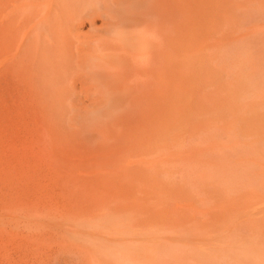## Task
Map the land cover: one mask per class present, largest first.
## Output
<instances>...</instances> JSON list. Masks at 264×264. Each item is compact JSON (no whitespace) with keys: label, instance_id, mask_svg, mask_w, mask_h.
<instances>
[{"label":"rangeland","instance_id":"obj_1","mask_svg":"<svg viewBox=\"0 0 264 264\" xmlns=\"http://www.w3.org/2000/svg\"><path fill=\"white\" fill-rule=\"evenodd\" d=\"M158 1L0 0V264H264V0H162L159 90Z\"/></svg>","mask_w":264,"mask_h":264},{"label":"bare ground","instance_id":"obj_2","mask_svg":"<svg viewBox=\"0 0 264 264\" xmlns=\"http://www.w3.org/2000/svg\"><path fill=\"white\" fill-rule=\"evenodd\" d=\"M162 4H163V1L162 0H159L158 1V3H157V5L154 7V9H156V10H154L153 8V10L154 11H156V15L159 17V21H157V28H159V31H160V34H158V36H160V46H157V47H160L155 53L154 52H152V51H147V50H145V51H147V55L149 56V58H151L152 59V62H153V64H154V71H153V73L152 74H150L149 76H150V78H149V83L150 84H148L151 88H154V89H160V88H162V87H164V82H166L167 83V81H164V80H166V79H164L165 78V76H164V72H165V70H164V33H163V30H164V28H163V22H161V19H160V17L162 18V15H163V6H162ZM151 9V10H152ZM101 10V9H100ZM150 11V10H149ZM148 15H150V14H148ZM153 15V14H152ZM155 16V15H154ZM126 18V17H125ZM137 20V19H136ZM125 22V21H124ZM128 22V21H127ZM93 23H94V21H93ZM126 23V22H125ZM133 23V22H132ZM150 23V22H149ZM103 24V23H102ZM105 24V23H104ZM151 24V23H150ZM134 25V24H133ZM131 26V25H130ZM148 26V25H147ZM149 27V26H148ZM156 28V29H157ZM157 31V30H156ZM155 32V31H154ZM156 35H157V33H156ZM159 42V41H158ZM148 43H149V41H147V40H145L144 41V44L142 43V45H145V47L146 46H148ZM155 44V43H154ZM151 46V45H150ZM152 47H153V45H152ZM149 49V48H148ZM144 52V51H143ZM127 63V62H126ZM168 70V69H167ZM167 72V71H166ZM144 74V73H143ZM142 74V75H143ZM167 75V74H166ZM168 76V75H167ZM171 76V75H170ZM148 78V77H147ZM167 78V77H166ZM168 79V78H167ZM163 118V117H162ZM172 120V119H171ZM177 123V122H176Z\"/></svg>","mask_w":264,"mask_h":264}]
</instances>
